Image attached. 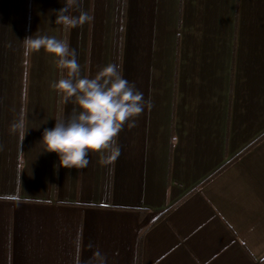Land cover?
<instances>
[{"label":"crops","instance_id":"crops-1","mask_svg":"<svg viewBox=\"0 0 264 264\" xmlns=\"http://www.w3.org/2000/svg\"><path fill=\"white\" fill-rule=\"evenodd\" d=\"M62 7L0 0V264H264V0H80L94 19L75 29ZM30 35L67 41L84 76L116 64L151 100L115 161L43 152L74 105L50 86L56 58L24 54Z\"/></svg>","mask_w":264,"mask_h":264},{"label":"clouds","instance_id":"clouds-1","mask_svg":"<svg viewBox=\"0 0 264 264\" xmlns=\"http://www.w3.org/2000/svg\"><path fill=\"white\" fill-rule=\"evenodd\" d=\"M74 14V13H77ZM55 23L67 29L82 27L94 18L80 7V0H64V7L55 12ZM27 56L43 49L57 60L66 76L50 86L56 89L65 104H73L69 114L58 117L55 126L42 134L43 152L55 153L59 167L83 170L88 167L90 153H98L101 161H115L121 154L117 143L120 132L136 126L135 118L151 100L125 79L114 63L104 66L94 77L82 75L76 50L67 41L47 35H30L23 40ZM17 127L23 128V122ZM90 264H106V257L96 250Z\"/></svg>","mask_w":264,"mask_h":264},{"label":"trees","instance_id":"trees-1","mask_svg":"<svg viewBox=\"0 0 264 264\" xmlns=\"http://www.w3.org/2000/svg\"><path fill=\"white\" fill-rule=\"evenodd\" d=\"M139 255H140V248H139Z\"/></svg>","mask_w":264,"mask_h":264}]
</instances>
